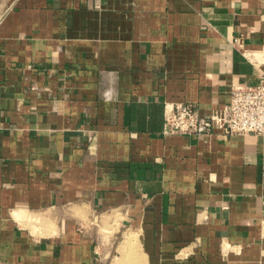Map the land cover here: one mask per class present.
Listing matches in <instances>:
<instances>
[{"label": "crops", "instance_id": "0c3cea01", "mask_svg": "<svg viewBox=\"0 0 264 264\" xmlns=\"http://www.w3.org/2000/svg\"><path fill=\"white\" fill-rule=\"evenodd\" d=\"M247 52L264 0H0V262L264 264V137L164 132Z\"/></svg>", "mask_w": 264, "mask_h": 264}, {"label": "built area", "instance_id": "2783aa9c", "mask_svg": "<svg viewBox=\"0 0 264 264\" xmlns=\"http://www.w3.org/2000/svg\"><path fill=\"white\" fill-rule=\"evenodd\" d=\"M245 57L256 67L254 85L233 84L230 102L208 114L201 113L192 102L165 101L164 132L201 135L218 129L226 134L264 137V56L247 52Z\"/></svg>", "mask_w": 264, "mask_h": 264}, {"label": "bare ground", "instance_id": "6f19581e", "mask_svg": "<svg viewBox=\"0 0 264 264\" xmlns=\"http://www.w3.org/2000/svg\"><path fill=\"white\" fill-rule=\"evenodd\" d=\"M17 216H19L18 214H16ZM18 218V217H17ZM130 241V240H129Z\"/></svg>", "mask_w": 264, "mask_h": 264}]
</instances>
